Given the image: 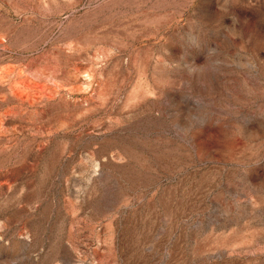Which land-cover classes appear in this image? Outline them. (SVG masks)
<instances>
[{
  "label": "rangeland",
  "instance_id": "rangeland-1",
  "mask_svg": "<svg viewBox=\"0 0 264 264\" xmlns=\"http://www.w3.org/2000/svg\"><path fill=\"white\" fill-rule=\"evenodd\" d=\"M0 264H264V0H0Z\"/></svg>",
  "mask_w": 264,
  "mask_h": 264
}]
</instances>
